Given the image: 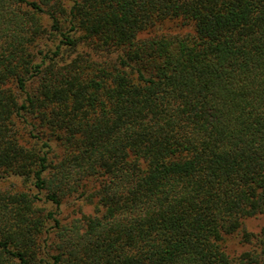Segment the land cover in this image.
Masks as SVG:
<instances>
[{
	"label": "trees",
	"instance_id": "obj_1",
	"mask_svg": "<svg viewBox=\"0 0 264 264\" xmlns=\"http://www.w3.org/2000/svg\"><path fill=\"white\" fill-rule=\"evenodd\" d=\"M8 175L0 264H264V0H0Z\"/></svg>",
	"mask_w": 264,
	"mask_h": 264
},
{
	"label": "rangeland",
	"instance_id": "obj_2",
	"mask_svg": "<svg viewBox=\"0 0 264 264\" xmlns=\"http://www.w3.org/2000/svg\"><path fill=\"white\" fill-rule=\"evenodd\" d=\"M190 30H191L190 28L182 26L181 22H167L163 25V29L161 32L162 34H167L166 39L170 40V38L181 36ZM55 44H57V42ZM89 48L90 46L80 45L74 51L64 49L62 52V60L69 61L75 58L76 56H78L79 53L82 54L88 53L91 51ZM0 180H6L4 184L6 187H9L13 184L12 180H21V179L16 176L8 175V176H0ZM88 180H97V179L90 178ZM70 210H72L71 206L68 207L67 212ZM262 224H263L262 218L249 219L246 221L247 229L253 232L257 231ZM227 243H228V250L234 254H238L242 250L241 245L238 243L237 239L232 238Z\"/></svg>",
	"mask_w": 264,
	"mask_h": 264
}]
</instances>
